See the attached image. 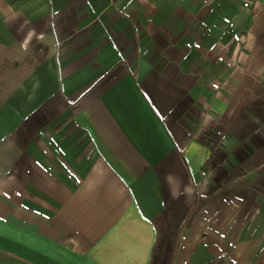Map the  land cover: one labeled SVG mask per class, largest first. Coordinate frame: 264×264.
<instances>
[{
  "label": "crops",
  "instance_id": "crops-1",
  "mask_svg": "<svg viewBox=\"0 0 264 264\" xmlns=\"http://www.w3.org/2000/svg\"><path fill=\"white\" fill-rule=\"evenodd\" d=\"M264 264V0H0V264Z\"/></svg>",
  "mask_w": 264,
  "mask_h": 264
},
{
  "label": "trees",
  "instance_id": "trees-1",
  "mask_svg": "<svg viewBox=\"0 0 264 264\" xmlns=\"http://www.w3.org/2000/svg\"><path fill=\"white\" fill-rule=\"evenodd\" d=\"M206 264H229L228 262H226L224 259L222 258H218V259H214L212 261H209Z\"/></svg>",
  "mask_w": 264,
  "mask_h": 264
}]
</instances>
